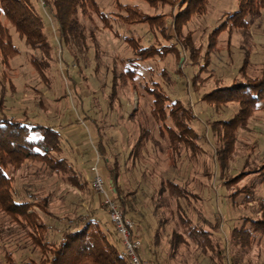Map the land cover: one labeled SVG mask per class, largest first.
Here are the masks:
<instances>
[{"label":"rangeland","instance_id":"obj_1","mask_svg":"<svg viewBox=\"0 0 264 264\" xmlns=\"http://www.w3.org/2000/svg\"><path fill=\"white\" fill-rule=\"evenodd\" d=\"M95 1L106 20L93 11L80 17L88 37L94 33L95 42L90 36L89 53L79 64L60 46L57 25L50 12L42 8L39 1H34L53 49L47 72L49 82L41 79L30 60L33 56L41 57V53L28 48L11 28L20 54L11 60L9 70L0 63V93L5 96L6 113L60 131L64 138L63 156L80 181L87 183L85 191H80L66 177L51 174L43 165L29 162L22 170L11 174L15 199L36 201L52 194L51 211L56 218L43 212L40 216L58 231L66 226V222L64 225L60 221L62 218L74 219L80 212L99 210L98 214L108 216L93 188L92 168L99 142L95 122L102 128L108 151L106 157L112 160V155H116L123 163L120 187L124 195L136 191L135 196L128 199L134 204V212L140 213L141 223H145V235L141 238L147 251L146 259L157 258L160 264H217L216 248L206 251L194 240H190L189 246L180 244L174 251L170 235L177 230L183 232V222L187 220L193 226L215 232L209 244L219 243L224 248L227 264H264V235L254 232L230 238L234 228L241 229L247 223L244 219L264 220V102L246 126L237 129L234 149L224 151L229 160L222 170L218 151L220 146L223 150L224 145L216 138L211 123L232 118L239 105L228 103L218 109L203 100L210 91L244 80V73L252 79L263 74L264 9L247 16L246 27L228 24L216 39L215 49L210 50V34L229 13L236 12L239 1L209 0L206 14L193 16L182 30L184 37L192 34L194 46L201 48V58L195 62L190 54L196 49L183 50L182 43L176 40L172 18L166 17L164 26L167 35L173 38H166L151 21L125 24L119 17L125 13L116 4L138 7L152 18L164 13L162 8L158 10L143 0ZM105 24L109 26L106 28ZM128 39L146 47L176 44L177 52L140 62L135 77L123 78L121 75L132 69L129 60L134 57V47ZM205 65L207 69L202 70ZM158 96L166 100V108L155 104ZM176 102L194 115L192 120L186 121L196 133L186 135L192 139L191 148L181 144L178 149L177 142L169 139L182 131L169 116ZM157 107L164 108L169 119L162 121ZM145 130L151 136L142 151L139 168L132 169L127 157ZM103 160L101 157L99 168L110 181ZM167 181L177 185L184 198H170ZM155 227L161 229L156 232ZM150 228L153 230L149 232ZM60 236V231H51L48 239L59 240ZM155 236L159 237L156 244ZM26 241L24 232L16 224L10 223L8 216L0 215V264H7L5 255L8 253L20 264L37 259V252Z\"/></svg>","mask_w":264,"mask_h":264},{"label":"trees","instance_id":"obj_2","mask_svg":"<svg viewBox=\"0 0 264 264\" xmlns=\"http://www.w3.org/2000/svg\"><path fill=\"white\" fill-rule=\"evenodd\" d=\"M35 0H0V63L4 69L11 68V60L20 54L19 48L14 44L11 35V28L15 30L21 39L25 41L28 48L41 53V57L33 56L30 60L41 79L49 82L47 72L50 68L53 49L49 38L45 34V22L43 17L35 8ZM42 4V8L48 10L57 25L58 42L60 46L66 48L68 53L73 57L74 61L79 64L81 58L86 57L89 53L90 46L88 39L91 36L95 42L94 33L91 32L88 37L85 32V26L82 24L80 17L88 15L91 11L97 13L102 19L106 20V15L100 11L95 0H37ZM118 1V0H116ZM152 7L164 10L161 15L152 18L147 16L138 7L130 5H122L117 2V8H120L123 15L119 16L125 24H138L150 22L157 26L162 35L166 38H173L166 33L165 19L170 17L173 19L177 38L182 43L184 51L195 52L190 57L192 61L197 62L201 58V48H196L191 41V35L184 37L182 30L184 26L195 15H204L208 10L209 0H143ZM238 9L236 12L229 13L227 19L222 22L210 34L209 46L210 50L215 49L219 35L226 30L227 25L243 28L248 25L246 18L250 15L259 14L264 9V0H238ZM163 17V19H162ZM53 20V21H54ZM169 21V20H167ZM109 24H105L107 28ZM134 47V57L129 60L130 69L121 77H135L140 62H144L155 57L165 58L168 54L177 52L176 44L164 46H142L135 40L128 39ZM209 51L205 55L206 63H208ZM182 55V52L177 56ZM182 57V56H181ZM180 60V57H179ZM247 63V61H246ZM195 64V63H193ZM207 65L202 67L207 69ZM246 66L242 68V72ZM263 74L258 78H248L244 73V80L234 81L230 86L219 87L205 94L203 100L214 105L218 109L228 103H237L239 105L238 112L227 120L214 121L211 123L214 128V134L219 142L224 145L223 150L219 147L221 168L224 170L228 162L225 150L232 151L236 142V131L246 126L248 120L260 108V104L264 102V68ZM5 77V73L3 74ZM156 91H154L155 93ZM155 104L166 106V100H162L159 96L156 98ZM166 108V107H165ZM5 96L0 93V215L9 217L10 223H14L22 230L32 246V250L37 252L38 258L30 259L24 264H130L131 261L126 255L120 236L106 215L98 214L99 210L89 212H80L78 216L72 218H62V223L66 222L63 229H59L61 236L59 240H49L48 236L51 231H58L54 225H49L40 212L56 218L51 211V196H46L34 200L17 201L14 197L13 182L14 172L22 170L26 164L38 163L47 168L51 174L66 177L67 181L80 191H85L87 183L80 181L78 175L69 165L68 160L63 156L62 145L64 142L63 134L57 129L44 125L43 123L29 122L27 119L20 120L6 113ZM159 117L162 121L169 119L167 111L160 110ZM189 114V116H188ZM173 121H176L182 131L179 135L170 136V141L177 142L176 147L179 149L181 144L192 147V139L187 137L190 132L196 134L194 129L186 121L192 120L194 115L190 110L181 106L180 102H176L174 109L169 114ZM188 117V118H186ZM184 118L187 120L184 121ZM97 138L99 139L96 148L100 157H104L107 174L110 183L114 189L115 200L118 201L124 213L130 216L135 224L134 204L129 197H134L136 191H130L124 195L122 187H120V179L123 173V163L119 161V157L112 155L107 158V148L104 144V136L102 128L95 122ZM188 134V135H187ZM187 135V136H186ZM151 134L148 130L142 131L135 145L130 150L127 160L131 161L132 169H138L143 154ZM217 141V142H218ZM175 147V148H176ZM170 186V198L182 199L183 192L173 182L167 181ZM226 185V184H225ZM227 186V185H226ZM249 187V186H247ZM161 189V188H160ZM164 193L165 189H161ZM160 193V192H159ZM134 194V195H133ZM238 198V197H237ZM250 198V195L248 196ZM249 202V201H247ZM104 207V205L102 206ZM108 215V214H107ZM244 225L241 229L234 228L231 231L230 238L240 236L245 233H256L264 235V220H248L244 219ZM68 223V224H67ZM250 223V224H249ZM65 225V223H64ZM220 225V224H219ZM219 225L215 226V230L219 229ZM184 231H174L170 235V243L174 251L180 244L189 246L190 240H194L201 249L208 250L211 247L215 249L217 256V264H227L224 255V248L219 243L209 242L213 238L215 232L200 229L198 226L191 224L185 220L183 222ZM248 226H250L248 228ZM161 229L160 227L156 232ZM214 229V227H213ZM158 235V233H157ZM155 244L158 243V236H155ZM157 238V239H156ZM214 240V239H213ZM208 242V243H207ZM152 253L155 251H152ZM6 256L7 264H20L16 261L13 254L8 253ZM146 259L144 247L141 254ZM157 257V256H155ZM148 260V259H146ZM151 264H160L159 260H148ZM229 264H235L230 262Z\"/></svg>","mask_w":264,"mask_h":264},{"label":"built area","instance_id":"obj_3","mask_svg":"<svg viewBox=\"0 0 264 264\" xmlns=\"http://www.w3.org/2000/svg\"><path fill=\"white\" fill-rule=\"evenodd\" d=\"M95 154V161H93L95 165L92 168L94 175L93 188L100 196L102 204L107 210L109 220L120 236L124 251L131 261L130 264H151L150 261L143 259L141 256L143 241L135 234L134 222L124 213L118 201L115 200L114 189L110 181H107L101 174L99 168L101 157L97 149Z\"/></svg>","mask_w":264,"mask_h":264},{"label":"crops","instance_id":"obj_4","mask_svg":"<svg viewBox=\"0 0 264 264\" xmlns=\"http://www.w3.org/2000/svg\"><path fill=\"white\" fill-rule=\"evenodd\" d=\"M97 134V133H96ZM135 215V216H134ZM131 216H134L135 217V231H136V235L137 236H139V238H141V236H143V234L145 235V231H146V229L145 228H143V224H145V223H141V222H143L142 220H141V218H140V213L138 212L137 214H134V213H132L131 214ZM139 224H142V226H140ZM155 225V224H154ZM155 229V231L157 230V228L155 227L154 228ZM153 229L152 228H150L149 229V232L150 231H152ZM148 232V233H149ZM146 235H148L147 233H146ZM149 236V238H151V236L150 235H148ZM142 239V238H141ZM143 241V240H142ZM143 247H144V245H143ZM144 251H145V256H147V251H146V249L144 248ZM155 253V252H154Z\"/></svg>","mask_w":264,"mask_h":264}]
</instances>
